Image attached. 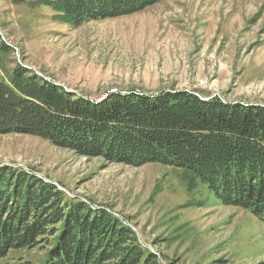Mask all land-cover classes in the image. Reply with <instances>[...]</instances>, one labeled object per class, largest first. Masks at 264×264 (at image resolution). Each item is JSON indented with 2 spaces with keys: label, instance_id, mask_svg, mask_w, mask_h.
I'll return each mask as SVG.
<instances>
[{
  "label": "rangeland",
  "instance_id": "374dc122",
  "mask_svg": "<svg viewBox=\"0 0 264 264\" xmlns=\"http://www.w3.org/2000/svg\"><path fill=\"white\" fill-rule=\"evenodd\" d=\"M0 36L12 48L0 57L1 77L21 63L92 101L117 91L176 89L264 105V0H164L76 28L47 7L0 0ZM0 166L24 169L68 198L108 209L166 264H264V223L204 187L189 193L169 167L81 158L10 134L0 136ZM42 247L14 249L0 264H38Z\"/></svg>",
  "mask_w": 264,
  "mask_h": 264
},
{
  "label": "trees",
  "instance_id": "16d2710c",
  "mask_svg": "<svg viewBox=\"0 0 264 264\" xmlns=\"http://www.w3.org/2000/svg\"><path fill=\"white\" fill-rule=\"evenodd\" d=\"M164 0H21L80 27L146 11ZM12 48L0 36V57ZM105 97V98H104ZM70 92L21 63L0 76V136L27 135L81 158L178 172L189 193L206 188L264 223V105L194 91ZM44 248L38 264H166L106 208L71 199L24 169L0 166V261Z\"/></svg>",
  "mask_w": 264,
  "mask_h": 264
}]
</instances>
